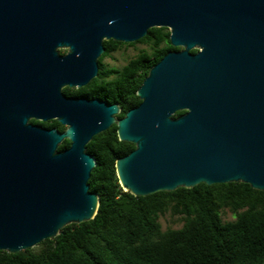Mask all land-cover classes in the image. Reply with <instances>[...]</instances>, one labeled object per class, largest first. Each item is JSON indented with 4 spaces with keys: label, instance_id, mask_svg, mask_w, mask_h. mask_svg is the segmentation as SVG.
I'll list each match as a JSON object with an SVG mask.
<instances>
[{
    "label": "water",
    "instance_id": "1",
    "mask_svg": "<svg viewBox=\"0 0 264 264\" xmlns=\"http://www.w3.org/2000/svg\"><path fill=\"white\" fill-rule=\"evenodd\" d=\"M153 28L183 50L151 68L125 118L117 105L65 97L63 87L96 77L105 41L134 43ZM54 118L64 132L31 122ZM115 124L136 146L116 161L136 197L201 183L264 191V0H0V251L95 218L87 145Z\"/></svg>",
    "mask_w": 264,
    "mask_h": 264
},
{
    "label": "trees",
    "instance_id": "2",
    "mask_svg": "<svg viewBox=\"0 0 264 264\" xmlns=\"http://www.w3.org/2000/svg\"><path fill=\"white\" fill-rule=\"evenodd\" d=\"M114 44L105 41L108 51ZM133 44L149 46L124 72L131 78L134 74L135 82L122 87H130L136 95L151 67L180 48L171 45L167 28H153ZM128 77L121 85L128 83ZM139 102L136 96L132 104ZM70 146L65 140L59 150ZM134 148L119 140L115 125L94 137L87 152L97 163L89 180L90 191L99 195L95 218L71 224L59 236L23 252L0 251V264H264V191L242 182L201 183L136 197L122 189L116 172V161ZM227 211L234 220L224 222ZM162 217L180 227L164 230Z\"/></svg>",
    "mask_w": 264,
    "mask_h": 264
},
{
    "label": "flooded vegetation",
    "instance_id": "3",
    "mask_svg": "<svg viewBox=\"0 0 264 264\" xmlns=\"http://www.w3.org/2000/svg\"><path fill=\"white\" fill-rule=\"evenodd\" d=\"M113 41H115V40H113ZM115 42H116V44L111 46L112 49L110 51H108V47L105 46V42H104L105 52L98 59V73H97L96 77H94L88 84H86L82 87L65 86V87H63L62 92L65 95V97L71 98V99L85 100L87 102L97 101L99 103H104L107 106L117 105L119 107V113L115 114L114 118L116 120H121V119L125 118L126 114L130 110L139 107L142 103V100L138 96V90L139 89L137 90L136 95H135V93L129 89L130 87H128L126 90L123 88L124 86L125 87L128 86L130 81H132L133 83L135 82L134 74L131 78L130 74L127 73L129 76L128 77V83L126 85H121V83L124 82L125 75H127V74H124V72L126 71L125 69L127 68V66L129 65V63L132 60L136 59V57L138 55V54L136 56L135 55H132V56L128 55V57L126 58L125 53L127 51V48L135 47L136 45H134L133 43H123V42H118V41H115ZM177 48H180V49L176 50V51L183 50L182 47H177ZM198 51H199L198 48L193 49V50H191V53L196 54ZM60 54L66 55L67 50H64V49L61 50ZM118 55L121 56V60H122V63H120V64H119V59L117 58ZM107 59H109L110 61L106 62ZM150 70H149V72H150ZM149 72H148V74H149ZM148 74H147V76H148ZM145 78H144V80H145ZM136 96L138 97L140 102L138 105H133L132 103L134 102V99ZM185 113H186L185 110L184 111H178L172 115V118L177 119L178 117L184 115ZM32 120L37 121V120H43V119H31V121ZM57 120H59V119L54 118V119H50V121H48V122H53L52 124L54 125L53 127H50V128L44 127L40 124H35V125H39V126H42L44 128H47V129L56 128L60 133H62L66 130V126L61 125ZM37 122L47 123V122H42V121H37ZM56 122L59 123L62 127H64V129L60 130V128L56 125ZM115 126H117V124H115ZM133 145L135 146V144H133ZM135 148H136V146H135Z\"/></svg>",
    "mask_w": 264,
    "mask_h": 264
},
{
    "label": "rangeland",
    "instance_id": "4",
    "mask_svg": "<svg viewBox=\"0 0 264 264\" xmlns=\"http://www.w3.org/2000/svg\"><path fill=\"white\" fill-rule=\"evenodd\" d=\"M148 48H149V46L147 44H137L135 47H129V48H127V51L125 53V57L127 58L128 55H131V56L135 55L136 56L137 54H139L140 51L148 49ZM117 58L119 59V64L122 63L121 56L118 55ZM108 61H110V60L107 59L106 62H108ZM222 217H223L224 222L232 221L235 219L233 214L231 212H228V211L223 213ZM160 222L162 223L164 230L169 228V227H171V228L180 227V225L174 224L169 217H162L160 219Z\"/></svg>",
    "mask_w": 264,
    "mask_h": 264
}]
</instances>
